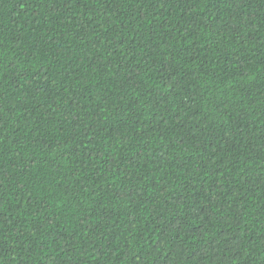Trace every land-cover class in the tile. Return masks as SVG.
Listing matches in <instances>:
<instances>
[{
    "label": "trees",
    "instance_id": "trees-1",
    "mask_svg": "<svg viewBox=\"0 0 264 264\" xmlns=\"http://www.w3.org/2000/svg\"><path fill=\"white\" fill-rule=\"evenodd\" d=\"M0 264H264V0H0Z\"/></svg>",
    "mask_w": 264,
    "mask_h": 264
}]
</instances>
